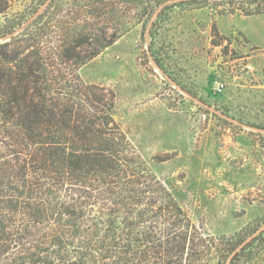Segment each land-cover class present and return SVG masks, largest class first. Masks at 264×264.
Here are the masks:
<instances>
[{
	"label": "trees",
	"instance_id": "1",
	"mask_svg": "<svg viewBox=\"0 0 264 264\" xmlns=\"http://www.w3.org/2000/svg\"><path fill=\"white\" fill-rule=\"evenodd\" d=\"M15 1L0 0V264L252 259L264 228L205 236L115 118L114 90L79 73L141 23L163 68L155 44L177 4L31 0L9 15Z\"/></svg>",
	"mask_w": 264,
	"mask_h": 264
},
{
	"label": "rangeland",
	"instance_id": "2",
	"mask_svg": "<svg viewBox=\"0 0 264 264\" xmlns=\"http://www.w3.org/2000/svg\"><path fill=\"white\" fill-rule=\"evenodd\" d=\"M167 3L164 69L141 23L79 73L114 90L115 118L205 236L249 239L264 228V0ZM243 264H264L263 242Z\"/></svg>",
	"mask_w": 264,
	"mask_h": 264
},
{
	"label": "built area",
	"instance_id": "3",
	"mask_svg": "<svg viewBox=\"0 0 264 264\" xmlns=\"http://www.w3.org/2000/svg\"><path fill=\"white\" fill-rule=\"evenodd\" d=\"M217 83V88H218V90H223L224 88H225V83L224 82H222V81H217L216 82Z\"/></svg>",
	"mask_w": 264,
	"mask_h": 264
}]
</instances>
